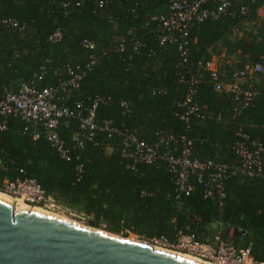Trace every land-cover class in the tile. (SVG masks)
Wrapping results in <instances>:
<instances>
[{
    "label": "trees",
    "instance_id": "trees-1",
    "mask_svg": "<svg viewBox=\"0 0 264 264\" xmlns=\"http://www.w3.org/2000/svg\"><path fill=\"white\" fill-rule=\"evenodd\" d=\"M169 4L170 0H106L100 7L99 0H0V18L25 24L23 30L0 24V98L5 90L18 91L24 83L57 87L72 77L68 65H79L85 75L78 87L60 92V105L92 106L98 95H105L111 102L98 106L99 121L111 119L114 126L147 142L156 141L158 132L169 131L179 148L183 136L192 140L194 157L232 160L239 126L264 141V71L254 84L259 95L234 116L232 97L215 91L211 73L200 63L224 49L227 55L237 53V63L225 65L229 78L235 69L264 63V21L257 13L263 2L232 4V11L248 5L249 17L227 12L195 24L188 36V62L183 65L175 45L160 44L158 24L151 19L166 13ZM58 27L63 37L52 42L50 35ZM85 40L95 47H85ZM189 68L201 75L200 103L213 117H193L186 131V123L175 113L186 91L180 76L189 78ZM122 100L130 103L126 113ZM78 127L77 119L64 118L58 128L72 149L69 161L45 137L34 140L21 121L10 118L7 128L0 129V190L4 191L6 181L34 178L56 201L84 213L91 227L105 226L106 231L124 237L131 232L172 242L181 233L205 241L220 231L264 261L263 179L232 176L225 183L226 196L220 199L216 192L206 197L194 174L195 190L178 198L166 163L132 167L122 154V137L106 131L86 141L83 148H73L72 135ZM235 229L238 233L230 235L229 230Z\"/></svg>",
    "mask_w": 264,
    "mask_h": 264
},
{
    "label": "built area",
    "instance_id": "built-area-1",
    "mask_svg": "<svg viewBox=\"0 0 264 264\" xmlns=\"http://www.w3.org/2000/svg\"><path fill=\"white\" fill-rule=\"evenodd\" d=\"M246 0H170L166 13L155 14L152 21L157 22V34L161 45H175L180 55V64L188 62L189 58V32L197 23L208 19L216 20L224 13L230 12L234 17L251 16V8L242 4L239 11H232L234 2ZM255 3L256 0H249ZM263 6L257 8L259 18L264 21ZM106 0H99L102 7ZM77 4H80L78 2ZM67 6V4H65ZM0 24L6 27H14L20 30L25 28L14 18H0ZM63 32L60 27L50 35V41L58 42L62 39ZM84 46L94 48L95 44L85 40ZM238 59L232 63L235 65ZM93 63V61H92ZM231 64V63H230ZM90 64L86 66V69ZM200 67L211 73L214 89L230 95L234 101L235 114H241L243 108L250 105L259 95L254 84L259 73L264 71V63L247 64L242 69H235L233 77L227 76L226 70L220 68L215 59L201 62ZM67 71L72 77L63 81L59 86L40 88L35 83H24L18 91L5 90L0 98V129L7 128L10 118H15L24 124V131H31L34 140L45 137L58 151L60 156L71 160L72 149L58 131L64 118H75L79 122L78 130L72 135L73 148H83L85 142L93 140L100 132L119 134L122 137V154L131 161L132 167L138 164H154L163 161L172 173L173 181L177 187L180 198L190 195L196 188L192 182V175H196L198 181L203 184L206 197L215 192L223 199L226 196L225 183L235 175L264 180V141L260 137H252L243 130L242 126L236 129L238 140L232 149L235 157L229 161H218L209 156L194 157L192 140L182 137L183 146L176 145L175 136L169 131L157 133V140L147 142L128 130H121L113 125V120L104 119L102 122L97 117V108L101 104L111 102V97L98 95L92 106L77 103L72 109L57 102L61 91L67 87H78L86 70L81 66L73 68L68 65ZM189 78L185 74L180 76V81L186 83L184 98L178 102L176 116L186 123V131L191 129V119L204 116L213 117V112L208 111L205 105H201L199 88L201 75L191 73L187 69ZM130 103L121 101L124 113L129 110ZM221 114L217 118L221 119ZM78 170H81L79 165ZM3 190L14 197H21L30 205L47 206L55 199L47 193L42 185L34 178H26L17 181H6ZM155 245L175 248L183 252L197 255L205 260L218 264H264L252 254L250 247H237L234 242L225 238L221 233H216L205 241L198 239L194 234L178 235L175 241L166 237L152 239Z\"/></svg>",
    "mask_w": 264,
    "mask_h": 264
},
{
    "label": "water",
    "instance_id": "water-1",
    "mask_svg": "<svg viewBox=\"0 0 264 264\" xmlns=\"http://www.w3.org/2000/svg\"><path fill=\"white\" fill-rule=\"evenodd\" d=\"M0 264L203 263L96 227L27 211L16 214L12 202L0 197Z\"/></svg>",
    "mask_w": 264,
    "mask_h": 264
},
{
    "label": "bare ground",
    "instance_id": "bare-ground-1",
    "mask_svg": "<svg viewBox=\"0 0 264 264\" xmlns=\"http://www.w3.org/2000/svg\"><path fill=\"white\" fill-rule=\"evenodd\" d=\"M0 197L5 199V200H8V201L12 202V206L14 207V209L16 211V214H18V213H20L22 211H27V213H31V214L42 216V217H49V218L60 219V220H63V221L65 220V221H70V222L76 223V222L72 221L71 219H69V218H67V217H65L63 215H60V214H58L56 212H53V211H51V210H49V209H47V208H45L43 206H38V205H33L32 206L29 203H27L21 197H14L12 195H9V194L1 192V191H0ZM76 224L83 225V224H80V223H76ZM128 239H130V238H128ZM132 241L150 244L152 247H154L152 243L144 241V240H132ZM154 248L156 250H158V251L175 254V255H178V256H181V257H184V258H187V259L199 262V263H203V264H218V263L210 262V261H207V260H204L202 258L195 257V256H190V255H186V254H183V253H179L178 254V252L174 253V252H171V251H168V250H165V249H161V248H156V247H154Z\"/></svg>",
    "mask_w": 264,
    "mask_h": 264
},
{
    "label": "rangeland",
    "instance_id": "rangeland-1",
    "mask_svg": "<svg viewBox=\"0 0 264 264\" xmlns=\"http://www.w3.org/2000/svg\"><path fill=\"white\" fill-rule=\"evenodd\" d=\"M235 59H236V57H235ZM0 191L4 192V193H7V192L2 191V190H0ZM7 194H9V193H7ZM9 195H11V194H9ZM44 207L49 209V210H51V211H53V212H56V213H58L60 215H63V216L71 219L72 221H74L76 223L83 224L84 226H89V224H88L89 218L84 213L79 211L77 208L68 207V206H66V205H64V204H62V203H60L58 201H54L53 203H49L47 206H44ZM99 229L105 230V226H103V228L101 227ZM218 233H220V231ZM233 233H234L233 230H229V234L230 235H233ZM120 236H123V235L121 234ZM128 238H130L131 240H144V241L152 243L153 246L156 247V248L165 249V250H168V251H171V252H174V253L178 252V254L179 253H183V254H186V255H190V256H195V257L201 258V257H199L197 255H193V254L188 253V252H183V251H180L178 249L175 250L174 247L171 249L170 247H165V246H161V245H155V243H154V241H152V239L148 240V239H145L142 236H139V235L131 233V232H129V237ZM207 261H209V260H207ZM210 262H213V261H210Z\"/></svg>",
    "mask_w": 264,
    "mask_h": 264
},
{
    "label": "crops",
    "instance_id": "crops-1",
    "mask_svg": "<svg viewBox=\"0 0 264 264\" xmlns=\"http://www.w3.org/2000/svg\"><path fill=\"white\" fill-rule=\"evenodd\" d=\"M235 57L236 59H239V55L237 53H233L231 55H227V51L224 49L222 50L221 54H214L212 56V59H215L217 61V63L220 65V68L223 70L225 69V65L226 64H232L235 61ZM258 78L256 77V82H258ZM108 154H110L112 152V149H108ZM56 201V200H55Z\"/></svg>",
    "mask_w": 264,
    "mask_h": 264
}]
</instances>
